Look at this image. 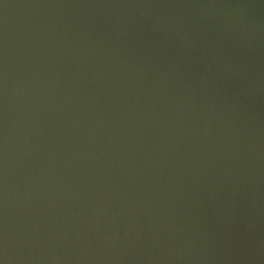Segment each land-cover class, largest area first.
Here are the masks:
<instances>
[{
  "label": "water",
  "instance_id": "95a60500",
  "mask_svg": "<svg viewBox=\"0 0 264 264\" xmlns=\"http://www.w3.org/2000/svg\"><path fill=\"white\" fill-rule=\"evenodd\" d=\"M0 264H264V0H0Z\"/></svg>",
  "mask_w": 264,
  "mask_h": 264
}]
</instances>
